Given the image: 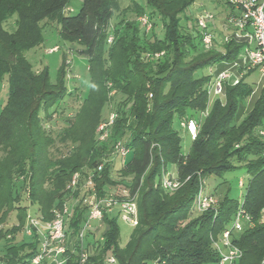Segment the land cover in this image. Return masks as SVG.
<instances>
[{
  "label": "trees",
  "instance_id": "trees-1",
  "mask_svg": "<svg viewBox=\"0 0 264 264\" xmlns=\"http://www.w3.org/2000/svg\"><path fill=\"white\" fill-rule=\"evenodd\" d=\"M70 1L0 0V83L6 75L10 88L0 112L1 260L31 264L37 252L38 239L22 237L27 218L24 195L36 206L33 214L51 219L53 209L66 201L82 200L80 189H67L73 174L80 172L82 181L94 174L100 196L111 186L129 188L137 194L139 210V223L126 244L117 216L106 215L102 229L95 226L88 232L89 264H106L109 255L118 264H218L213 239L231 227L241 204L251 219L233 232V242L243 250L237 264H264V140L258 135L264 126V88L244 112L256 88L249 79L254 71L238 85L226 86L225 102L215 101L201 117L209 105L211 76L198 72L236 59L245 40L225 41L230 29L223 25L218 31L213 20L215 46L205 49L196 16L187 14L198 0H128L124 7L123 0H83L77 13L69 11ZM225 2L230 7L227 17L238 12ZM145 14L152 24L149 31L139 20ZM14 15L15 27L6 30L3 23ZM55 18L63 39L77 41L87 54L90 79L79 115L56 134L46 128L41 112L69 94L67 66L61 65L53 83L49 67L35 70L26 55L44 42L42 21ZM159 22L163 36L156 29ZM112 91L118 103H112L111 110L117 117L108 139L100 142L86 121L98 126ZM183 118L201 121L186 155L179 124ZM118 140L131 147L130 160L120 165L107 162L98 170ZM57 142L67 145V151L54 154ZM170 165L176 166L181 182L175 191L161 184ZM238 166L250 173L243 198L226 194L215 209L197 213L193 203L202 180ZM13 211L19 223L7 226ZM86 217L81 202L70 219L71 236ZM67 264H78L76 256Z\"/></svg>",
  "mask_w": 264,
  "mask_h": 264
},
{
  "label": "built area",
  "instance_id": "built-area-1",
  "mask_svg": "<svg viewBox=\"0 0 264 264\" xmlns=\"http://www.w3.org/2000/svg\"><path fill=\"white\" fill-rule=\"evenodd\" d=\"M229 2L238 12L228 17L231 32L225 36L224 40L227 41L233 37L245 40L246 44L236 59L224 62L228 65L227 68L217 74H210L207 86L209 105L201 113L202 118L209 114L210 107L215 101L225 102L226 86L238 85L252 71L260 73V88H264V0H229ZM196 19L201 29L204 48L212 49L216 39L215 33L210 30V24L215 19L214 14L204 11V13L197 14ZM139 20L147 31L151 29L152 24L146 14L139 17ZM112 41L113 35L111 34L108 37V42ZM58 50L59 47L55 46L50 52ZM68 52L70 54V51ZM72 61V59H67V65L70 66ZM116 117L117 114L111 111L110 115L98 124L96 130L98 141L104 142L108 139ZM179 124L191 139H196L201 129L199 119L183 118ZM258 135L260 139L264 140V126L259 128ZM113 149L115 154L122 158H126L132 150L123 140L115 142ZM103 167L104 162L99 164L98 170H102ZM161 184L164 189L175 191L180 187L181 182L176 174L167 170L164 172ZM239 185L241 187L245 185L242 178ZM67 189L72 191L80 189L82 200L71 198L70 200L73 202L66 201L61 207L53 209L51 219H45L42 214L27 215L23 231L26 235L37 238L39 243L37 252L31 259V264H67L72 255L76 256L78 264H89L87 234L95 226L102 229L106 215L117 216L121 221L131 226H136L139 223L137 194H132L127 187H117L113 192L100 196L94 185V174L89 173L82 181L81 173L76 172L68 183ZM81 202L87 210V217L79 232L73 237L69 230L70 219L74 207ZM218 203L219 200L214 194L205 191V179H203L193 203L195 211L202 213L208 209H215ZM250 219V215L241 204L231 227L213 239L219 253L218 264H237L242 258L243 250L233 242V232L241 231L244 222L250 221ZM99 239L101 242L105 240L103 235H100ZM105 262L106 264H115L117 259L114 255H109Z\"/></svg>",
  "mask_w": 264,
  "mask_h": 264
},
{
  "label": "rangeland",
  "instance_id": "rangeland-1",
  "mask_svg": "<svg viewBox=\"0 0 264 264\" xmlns=\"http://www.w3.org/2000/svg\"><path fill=\"white\" fill-rule=\"evenodd\" d=\"M144 2V0H140ZM83 0H71L69 11L72 13H77L81 8ZM128 4V0H123L121 6L124 7ZM204 11H209L214 14L215 19L218 23V31L226 26V28L230 27L228 23V14L230 12V7L226 4L225 0H198L194 4H192L188 10L187 14L197 15L200 13H204ZM16 15L8 18L4 23L3 26L6 30H13L15 27ZM115 19L113 18L112 22ZM41 25L44 26L43 34H44V42L41 46L31 49L26 52L27 58L31 62L33 68L35 70H40L44 66H48L50 70L51 81L53 83L56 82L59 69L61 65L66 64L67 68V86L69 88V94L63 99L57 102L53 107L48 109L46 112L42 111L41 115L45 118L46 128L53 131L56 134L68 121H75L76 116L79 115L83 98L88 94L90 79H89V65L87 63V54L82 51V47L77 41L73 40H65L59 33L60 24L55 19H45L42 21ZM157 32L160 36H163V28L162 24L159 22L157 26ZM58 46L59 50L50 52V50ZM67 51H70L67 53ZM72 59V64L67 65L66 60ZM228 65L225 63H218L212 65V69L210 66L204 67L201 69L198 74L202 75H210L211 73L217 74L222 69L227 68ZM78 76V77H76ZM249 79L256 85V89L251 96L250 103L244 108V112H247L258 99L261 88H260V73L254 72L250 75ZM9 79L5 75L3 77L2 82L0 83V112L3 109L4 105L6 104L7 97L9 95ZM114 91L109 93L107 96V103L105 104V108L103 109V114L101 117V121L106 119L109 115L112 107V103L116 106L118 101L113 97ZM112 98V99H111ZM113 99L115 101H113ZM87 119V118H86ZM100 121V122H101ZM98 123V122H97ZM89 130H93V136L95 135V130L97 127L93 122L90 120L86 121ZM183 137V153L186 155L190 151V147L192 144L191 137L189 134L182 130L181 132ZM68 149L67 145L57 142L56 146L52 149L54 154H58V150L60 152H66ZM131 154H129L126 158H122L121 156H117L114 152V149L108 152V154L103 158L104 163H117L120 165L122 162L125 163L130 160ZM171 172L174 174L176 173V166L170 165ZM244 180L245 185L241 187L239 185L240 179ZM250 179V173H248L247 168L245 166H238L237 168L225 171L221 175L212 174L205 178V191L209 194H214L218 200L221 197L229 194L234 199L241 200L243 195L246 191L247 184ZM117 186H111L107 194L116 190ZM73 202V200H69V203ZM23 205L27 206V215L33 214L36 210L35 205H31L30 201L27 199V196L24 195ZM18 214L16 211L11 212L9 215L8 221L6 225L12 226L14 224H18ZM246 225V223H244ZM120 226L122 229V244H126L134 230V226H131L123 221L120 220ZM1 227V225H0ZM22 237L26 241H32L33 238L22 233ZM4 241L0 240V248L3 246ZM1 250V249H0ZM1 255V252H0ZM0 264H4L1 260L0 256ZM118 264V263H116ZM206 264H217V263H206Z\"/></svg>",
  "mask_w": 264,
  "mask_h": 264
},
{
  "label": "crops",
  "instance_id": "crops-1",
  "mask_svg": "<svg viewBox=\"0 0 264 264\" xmlns=\"http://www.w3.org/2000/svg\"><path fill=\"white\" fill-rule=\"evenodd\" d=\"M168 171L171 172V168H170V166L168 167ZM172 173H173V172H172ZM175 174H176V173H175Z\"/></svg>",
  "mask_w": 264,
  "mask_h": 264
}]
</instances>
